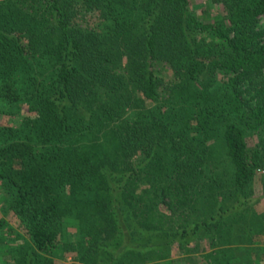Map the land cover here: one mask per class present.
Listing matches in <instances>:
<instances>
[{"label": "trees", "instance_id": "1", "mask_svg": "<svg viewBox=\"0 0 264 264\" xmlns=\"http://www.w3.org/2000/svg\"><path fill=\"white\" fill-rule=\"evenodd\" d=\"M263 17L264 0H0V263L263 264Z\"/></svg>", "mask_w": 264, "mask_h": 264}, {"label": "rangeland", "instance_id": "2", "mask_svg": "<svg viewBox=\"0 0 264 264\" xmlns=\"http://www.w3.org/2000/svg\"><path fill=\"white\" fill-rule=\"evenodd\" d=\"M192 5L195 7V9H197V11L200 13L201 10L203 9V7H206V5H208L209 0H191ZM217 6L214 5L213 7V11L212 14L217 16L218 14V9H216ZM259 26L260 28L264 29V17L261 18L260 22H259ZM8 121H13V119L10 118H2V120L0 121L1 124H6L8 123ZM249 145L250 147H256L261 146L264 147V134L257 137H251L249 139ZM3 183V181H0V197L2 195V189H1V184ZM264 192V169L258 172V176L256 178L255 183L253 184V186L249 189L248 191V196L250 198H255V199H261L259 202H256L254 206V211H250V219L254 218L256 214H260V218L264 219V199H262V195ZM0 218L1 219H5L11 226L13 225V221H14V216L13 214H6L4 212V208L1 204V200H0ZM7 230V228H6ZM5 230V232H6ZM70 232L68 233V236L66 237L67 240L69 241V244L71 246V239L68 238L69 235L71 236H75V232L76 230H74L73 228H71L69 230ZM7 233V232H6ZM11 236V235H9ZM10 238V237H9ZM14 238V237H12ZM10 238V239H12ZM254 240L261 246L263 247V251L258 250V254L260 255V258L262 260V263L264 264V232L262 234H258L255 236ZM22 243H24V238H17L16 239V244L21 245ZM75 243V242H74ZM202 243H204L203 245L205 246V252H210L212 250V248L207 244L208 242L206 240H203ZM261 249V248H259ZM5 248L1 245L0 246V251L4 252ZM177 253V254H176ZM2 254V253H1ZM0 254V262L1 260L6 259L7 257H4L3 255ZM172 255L175 256L176 259H179V261L189 255V253L187 254H183L181 255L179 253L178 249H174V251H172ZM201 254H197L196 256H198V258H200ZM174 258V257H173ZM200 260V259H198ZM203 262V260H201ZM55 262L57 264H81V262L79 261V254L76 251L73 250H67L65 252H60L56 257H55ZM181 264H186V261H182L180 262ZM1 264V263H0ZM202 264H206L205 262H203Z\"/></svg>", "mask_w": 264, "mask_h": 264}]
</instances>
